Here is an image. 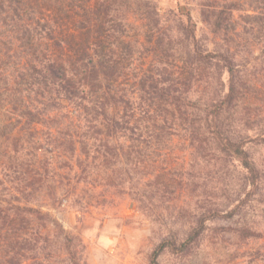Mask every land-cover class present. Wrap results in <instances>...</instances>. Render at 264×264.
<instances>
[{
	"label": "trees",
	"instance_id": "16d2710c",
	"mask_svg": "<svg viewBox=\"0 0 264 264\" xmlns=\"http://www.w3.org/2000/svg\"><path fill=\"white\" fill-rule=\"evenodd\" d=\"M200 4L211 48L197 38L190 12L163 11L159 0H0V137L10 181L36 185L45 140L55 156L75 163L83 181L104 168L110 185L124 186L134 180V159L158 155L181 135L207 166L238 161L241 186L264 206V169L250 150L264 146V108L256 101L262 83L254 78L264 75V0ZM257 46L261 66L253 70L249 55ZM39 125L48 128L44 137ZM4 187L0 174V264H52L50 224L60 229L68 264H88L81 241L73 244L50 212L17 195L4 198ZM138 188L140 207L150 212L145 186ZM201 203L196 213L183 210L186 230L160 248L186 254L206 221L222 218L221 205ZM233 223L229 232L262 240L257 254L264 255V225Z\"/></svg>",
	"mask_w": 264,
	"mask_h": 264
},
{
	"label": "rangeland",
	"instance_id": "374dc122",
	"mask_svg": "<svg viewBox=\"0 0 264 264\" xmlns=\"http://www.w3.org/2000/svg\"><path fill=\"white\" fill-rule=\"evenodd\" d=\"M159 3L163 11L190 12L197 25V38L210 48L213 46L215 38L201 17V0H159ZM241 13L235 12L239 23ZM259 56L257 46L249 55L250 68L261 66ZM262 73L253 76L262 83L256 101L264 108ZM47 131L48 128L38 126V136L44 137ZM42 143L44 147L38 149L36 158L37 183L26 187L17 181L11 182L12 177L5 175L6 142L0 137V174L5 180L2 196L17 195L21 203L50 212L74 237L73 244L81 241L88 264H154V260L161 264H264V255L257 254L262 240H244L229 232L236 220L254 223L257 229L264 225V206L254 194L247 196L250 186L247 190L241 186L244 171L238 161L231 160L221 169L218 164L219 170H216L192 153L186 139L176 135L162 145L158 155L145 156L142 162L134 159L133 163L138 164L132 169L134 180L118 187L110 185L109 173L104 168L94 180L83 181L72 160L55 156L53 146L45 140ZM250 150L259 167L264 169V146L252 145ZM163 182L171 185L164 188ZM141 185L145 186V205L150 212L140 207L135 194V189ZM23 189L29 193L27 198L21 192ZM156 189H161L159 194L162 195L150 197ZM260 189L264 190V184ZM205 200L211 206L221 205L222 218L208 219L204 232L186 254L160 248L163 239L186 230L188 217L182 215L183 210L187 214L196 213L200 208L197 206ZM239 202L244 203L241 208L236 207L240 214L228 217ZM47 231L55 244L52 264H68L61 246L60 229L50 224Z\"/></svg>",
	"mask_w": 264,
	"mask_h": 264
}]
</instances>
